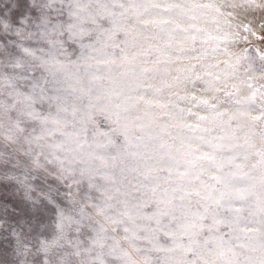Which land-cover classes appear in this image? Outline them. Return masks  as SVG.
<instances>
[{
  "label": "snow or ice",
  "instance_id": "snow-or-ice-1",
  "mask_svg": "<svg viewBox=\"0 0 264 264\" xmlns=\"http://www.w3.org/2000/svg\"><path fill=\"white\" fill-rule=\"evenodd\" d=\"M65 2L66 8L63 7ZM57 3L58 0H31V5L24 8L18 0L17 7L24 8L19 13L22 17L20 24L17 25L15 19L0 20L3 31L15 36L11 41H6V38V42L0 41V58H3L0 69H11L10 73L0 76V97H3L0 99V146L5 149L0 151V158L11 156L17 164L23 162L45 180L50 178L54 184L64 185L67 189L64 195L68 200V207L61 208L57 213V233L51 241L41 244L44 252L61 250L59 253L53 251L49 264H112L108 257H113L120 264H137L133 259V255L141 251L137 241L149 239L140 234L141 227L137 222L154 221L160 226L165 218H169V225L178 219L184 221L181 229L189 236V246L176 247L182 253L191 252L194 259L185 260L183 264H222L224 252L219 251L218 246L214 247L209 238H204L202 246L198 247L200 241L195 239L205 227L211 230L223 223L218 217L225 194L221 193L217 198L214 193L218 190L202 179L204 164L212 165L216 162L215 151L221 145L206 142L212 151L205 152L200 145L185 143L182 138L179 146L169 144L163 137L173 141L176 138L171 137L166 128L163 136L160 132L152 135L149 125L143 121L151 117L155 124L161 117L172 118L171 101L163 104L146 99L143 95H124L122 90L100 91L90 87L73 88L68 95L62 96L60 87L69 77L75 79L78 85L81 84V71L86 74L93 69L99 71L101 66L110 68L116 63L115 59L102 57L108 55L109 49L113 50L111 56H115V49H120L121 65L134 64L139 58H143L140 59L138 72L135 67H126L122 74V79L131 76L136 84V87H130L129 90L134 92L143 87L157 93L162 92L161 88L145 83L161 72L160 65L164 61L160 55H166L167 62H173L171 50L174 47L183 53L186 50L183 44L188 41L194 44L197 39L196 35L185 34L191 29H195L197 33L202 30L196 28L195 24L182 27L176 20L141 19L142 16L150 15V9H160V4H126L117 0H113L111 4L105 0H59L61 7H56ZM117 7L119 12L113 10ZM192 7L199 6L171 4L164 11L184 15ZM16 15L13 13L14 17ZM130 18L135 23L128 26L127 20ZM104 22L109 26L104 27ZM149 25H169L168 38L163 42V47L149 44L147 49L129 56L120 47V43H115L121 34V43L125 45L138 39L147 40L145 33ZM133 30H136L135 35ZM163 31L165 30L161 28V32ZM177 34L182 37L179 45L175 42ZM86 37L91 43H83ZM153 39L162 40L163 37L156 33ZM32 40L42 42L44 47H31L27 42ZM70 41L80 42V55L76 60L69 58L66 45L70 47ZM153 49L160 55L149 61L147 58L152 56ZM192 59H196L197 63L184 70L183 79L180 76L174 79L176 84H183L185 87L188 84L195 87L197 81L204 84L202 91L210 93L211 97L203 98L193 93L191 99L195 101L194 107L212 109L215 117H223L225 113L215 111L218 109V102H212L219 100V93L231 98L240 92V85H245L251 90L245 101L255 103L259 96V115H253L251 111H237L228 115V122L246 117L249 133L252 135L256 134L254 129L257 125L260 126L262 147L255 154L260 157L258 163L264 168V51H258L257 56L248 58L249 62L242 74L239 68L240 57L235 62L223 61L216 65L201 64L203 55ZM148 63L152 67L143 66ZM219 63L226 66L219 72L197 70L198 65L202 68H214ZM92 79L100 77L93 75ZM171 94L178 95L176 92ZM68 96H74L71 102L68 101ZM184 98L186 97H181ZM235 103L239 105L243 101L237 99ZM141 105L145 108L143 115L130 119V113L133 110L139 112ZM154 108L165 111H161L159 116H152L149 110ZM187 113L199 121L209 119L192 112L191 108L187 109ZM98 117H103L109 124L107 130L101 127ZM184 126L193 130L200 127L199 124ZM167 127L176 128L177 125L168 124ZM134 128L141 133H148L147 143L133 145V140H145L144 136L134 134ZM118 137L123 138L121 144L117 143ZM198 139L203 140V137ZM245 144L248 148L255 147L248 139ZM141 146L144 151H139ZM129 147L137 150L127 151ZM129 158L134 161L131 168L127 166ZM247 158L246 155L244 159ZM3 162L9 161L5 159ZM181 167L184 168L183 171H180ZM236 167L240 168L242 165ZM192 169L198 171L194 172ZM125 172L137 174L141 178L137 181L139 186L127 184L122 191L120 185L127 182ZM210 178L217 181L220 179L216 176ZM162 182L169 185L176 183L177 187L162 188ZM129 187L131 190H128ZM261 187L264 188V176ZM141 189H144L142 193ZM251 194L247 189H236L229 195L245 200ZM193 198L196 199L198 208L192 217H177V201L182 209L185 202ZM133 200L137 203H133ZM150 204L154 211L151 214L144 213L143 208ZM261 211L264 212V200L261 201ZM209 219L212 221L211 225H205L204 221ZM84 228L91 229V233L87 234V242L80 239L79 235L75 238L69 235L70 232L84 234ZM121 229L123 236L118 239ZM143 230L150 233L156 231L149 225H145ZM164 234L175 236L173 231ZM121 240L131 250L123 247ZM205 249L206 253L203 251ZM168 251H175V248ZM232 256L235 257L236 254L233 252ZM245 259L248 264H264V247L261 248L258 261H253L248 256ZM227 264H240V261L230 259Z\"/></svg>",
  "mask_w": 264,
  "mask_h": 264
},
{
  "label": "rangeland",
  "instance_id": "rangeland-1",
  "mask_svg": "<svg viewBox=\"0 0 264 264\" xmlns=\"http://www.w3.org/2000/svg\"><path fill=\"white\" fill-rule=\"evenodd\" d=\"M111 4L113 0H105ZM117 2L136 3L139 5L160 4V9H150V15L142 16L141 19H154L157 21H171L176 20L180 22L182 27H189L190 24H195L196 28L201 29L199 33L195 29H191L185 35H196L197 39L193 44L188 41L183 44L186 49L183 53L176 50L174 47L172 51L173 62H167L166 55H160L153 49L152 56L148 57L149 61L160 55L164 61L160 65L161 72L159 74H149L153 76L152 79L145 81L154 85L155 88H161L162 92H155L153 89L139 88L137 91H130V87H136V84L131 76L122 79L126 67H135L137 72L140 66V59L134 64L121 65L119 59L120 49H115V56H111L113 50H108V55L103 56V59L111 57L115 59L116 63L110 68L101 66L99 71L90 70L88 73L81 71L80 75L83 77L81 84H77L75 79L69 77L66 82L61 84V95L66 96L72 92L73 88L85 87L93 88L94 90L110 91L115 89L123 91L124 95L145 96L146 99H151L159 103L168 104L171 101L170 111L172 118L161 117L153 124L151 117L146 118L143 122L149 125L152 135L160 132L163 136V130L166 128L171 137L176 138L174 141L168 137H163L168 140L169 144L179 146L181 138L185 143H192L193 145H200L205 152L212 151L208 143L219 144L215 154L217 156L216 162L212 165L204 164V173L202 179L205 183L213 186L218 191L214 195L218 198L221 193H224V199L219 208V219L223 223L215 228L209 230L208 227L203 229L200 236L195 237L200 241L202 246L204 238H209L213 242V246H218L219 251L224 252L221 257L222 264H227L230 259H238L240 264H248L245 257H250L253 261L259 260L261 248L264 247V212L261 211V201L264 200V188L261 187L262 176H264V168L258 163L260 157L255 153L262 147L260 139V126L254 129L255 135L249 133V124L246 117L228 122V115L231 113L251 111L253 115H259V107L261 101L259 96L255 103L249 104L245 101V97L250 94V89L245 85H240V92L234 97H225L223 93H219L218 109L215 111L223 112V117H215L214 110L199 106L194 107L195 101L191 99L194 93L196 96L210 99L211 94L203 92L204 84L197 81L195 87L188 84L186 87L183 84H176L175 77L180 76L183 79L184 70L191 64H196V59L193 57L203 55L201 64L216 65L218 62L229 61L235 62L237 57H240V72L243 73V68L247 66L249 59L255 57L258 51H264V0H117ZM18 0H0V20L12 21L15 19L17 25L20 24L22 17L19 13L27 6L31 5V0H19V3L24 6L17 7ZM171 4H181L187 7L196 5L199 7H192L191 11H187L184 15H178L176 12H165L164 8ZM56 7H61L58 3ZM67 7V3L63 5ZM119 12L117 7L113 9ZM142 10V9H141ZM13 13L17 15L14 17ZM130 16V13L128 14ZM194 18V19H193ZM135 23L134 19H128L127 25L131 26ZM108 23L104 22V27H108ZM161 28L165 31L161 32ZM169 25H154L148 26V31L145 35L147 40L138 39L130 41L128 45L121 43L123 36L116 39L115 43H120V47L127 52L129 56L138 53L141 50L147 49L149 44L161 45L167 40V31ZM159 33L163 39H153V36ZM136 30H133V35ZM246 37V39H244ZM11 41L15 39L12 33H6L0 27V41ZM182 37L177 34L175 42L179 45ZM5 41V42H6ZM31 47L43 48L44 44L40 41L32 40L27 42ZM84 44H89L91 41L86 37L83 40ZM66 45L69 53V58L76 60L80 55V42H69ZM135 45V46H134ZM11 47V45H9ZM100 47V45H97ZM47 51V49H45ZM90 51V50H89ZM39 54V53H38ZM97 55L96 53H92ZM175 57H180L175 59ZM3 58H0L2 61ZM143 66L152 67L151 63ZM226 66L224 63H219L218 67L202 68L197 66L198 71H213L219 72ZM166 70V71H165ZM11 69H0V76L5 73H10ZM36 75V73H30ZM95 75L100 79L93 80ZM141 79H143L141 77ZM232 81L230 80L229 83ZM238 82V81H237ZM167 84L174 85L167 87ZM127 85V86H126ZM67 91H64V90ZM176 92L178 95H172ZM181 97H186L181 99ZM3 97H0L2 99ZM74 96H68V101ZM239 99L243 101L241 104H236L235 101ZM54 107V105H53ZM191 108L192 112L199 113L200 116L209 117L206 121H199L195 116L187 113V109ZM184 111L181 112L180 110ZM144 106H140V111L133 110L130 113V119H135L137 115H143ZM152 116H159L161 111L159 108L149 110ZM100 125L104 130L109 128V124L103 117H98ZM168 124H176V128L167 127ZM199 124L198 129H190L184 125ZM159 125V127H157ZM238 125H240L238 127ZM208 131H203V129ZM71 130V129H69ZM137 136H144V141L133 140V145L147 143L148 133H141L137 128L133 129ZM203 137V140L198 139ZM234 137V138H233ZM222 138V139H217ZM246 139L249 143L254 144V148H248L245 144ZM123 142L122 137L117 138V143ZM233 145H240V147H233ZM135 147H129L127 151H136ZM174 150V149H173ZM0 151L5 149L0 146ZM139 151H144L141 146ZM247 155V159L244 157ZM7 159L9 162L4 163ZM134 164L132 158L127 160L128 168ZM237 165L242 167L237 168ZM184 168L181 167L180 171ZM198 171V169H192ZM127 182L125 185H120L122 191L127 184L137 185V181L141 179L135 173L125 172ZM219 177V181L212 180L210 177ZM162 188L177 187L176 183L171 185L161 183ZM236 189H247L252 194L245 200L230 196ZM128 190H131L129 187ZM67 191L64 185H57L49 178L45 180L36 171L31 170L23 162L17 164L16 160L11 156L0 158V264H49L50 258L53 257V251L59 253L60 249L44 252L41 250V244L44 241H51L57 233L56 223L58 220V211L61 208L67 209L68 200L64 193ZM144 189H141V193ZM204 194V193H202ZM139 196L140 193H134ZM133 203L137 201L133 200ZM177 217L191 218L193 213L197 211L196 199L185 202L184 207L179 208V201H177ZM215 207V205L213 206ZM239 210V211H237ZM154 207L150 204L143 208V212L151 214ZM202 211V209H201ZM183 220L172 221L169 225V218H165L162 225L157 226L154 221L148 222L139 220L137 223L141 227V235L148 236L149 239H141L137 241V246L141 249L140 252L133 255V259L137 264H183L185 260H192L194 256L191 252L182 253L179 247L187 248L189 246V236L185 235L184 230L181 229ZM205 225H211L212 221H204ZM149 225L156 229L155 232L144 231V226ZM163 229L162 231L160 229ZM173 231L175 236L165 235V232ZM84 234H77L70 232L69 235L73 238L79 235L80 239L87 242L88 235L91 229L84 228ZM123 236L122 229L119 230L117 238ZM111 243V241H109ZM123 247L130 249V246L121 240ZM175 248V251H168V249ZM163 249V250H161ZM231 250V251H229ZM206 253V249L203 250ZM236 256L233 257L232 253ZM112 264H120L119 261L113 257H108Z\"/></svg>",
  "mask_w": 264,
  "mask_h": 264
}]
</instances>
